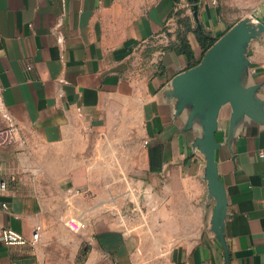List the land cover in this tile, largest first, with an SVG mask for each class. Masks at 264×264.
<instances>
[{
  "label": "crops",
  "instance_id": "1",
  "mask_svg": "<svg viewBox=\"0 0 264 264\" xmlns=\"http://www.w3.org/2000/svg\"><path fill=\"white\" fill-rule=\"evenodd\" d=\"M251 15L259 24L264 0H0V129L16 126L0 147V232L27 241L0 233V264H225L200 128L164 90L200 63L196 29L217 40ZM248 59L264 101V32ZM230 113L215 133L229 262L264 264V124L244 116L230 134Z\"/></svg>",
  "mask_w": 264,
  "mask_h": 264
},
{
  "label": "water",
  "instance_id": "2",
  "mask_svg": "<svg viewBox=\"0 0 264 264\" xmlns=\"http://www.w3.org/2000/svg\"><path fill=\"white\" fill-rule=\"evenodd\" d=\"M197 8L195 3L194 9ZM194 16L197 19L196 11ZM258 23L253 21L252 15L239 20L205 51L198 65L176 75L164 90L166 101L173 105L174 115L185 114V129L196 125L200 128L192 147L205 159L207 199L214 200L210 225L223 248L225 264H230L224 233L227 197L215 161V150L219 146L215 133L224 105L231 108L230 134L244 116L264 124V101L256 96L259 86L245 84L250 63L249 45L264 32V18Z\"/></svg>",
  "mask_w": 264,
  "mask_h": 264
},
{
  "label": "built area",
  "instance_id": "3",
  "mask_svg": "<svg viewBox=\"0 0 264 264\" xmlns=\"http://www.w3.org/2000/svg\"><path fill=\"white\" fill-rule=\"evenodd\" d=\"M213 3H216V0H212ZM30 68V66H28ZM15 134H16V126L12 122L8 126H6L3 129H0V147L10 145L14 143L15 141ZM7 184L4 180L0 179V192H3L6 190ZM67 194L69 196H76L85 193L84 190L81 189H74V188H68ZM1 236L2 239L6 244H25L27 241L17 232L13 231L9 228H3L1 230ZM40 238V227L36 226L32 233V239L30 240L31 244H36Z\"/></svg>",
  "mask_w": 264,
  "mask_h": 264
},
{
  "label": "trees",
  "instance_id": "4",
  "mask_svg": "<svg viewBox=\"0 0 264 264\" xmlns=\"http://www.w3.org/2000/svg\"><path fill=\"white\" fill-rule=\"evenodd\" d=\"M181 23L182 26L184 27V31L178 32V36H177L179 43L178 51L184 54L185 57L188 59V61H191L193 59V51L186 37V32L190 31L192 28L189 19L186 17L182 19ZM195 32L203 52H205L216 41V39L210 38L209 35L203 29H196ZM192 65L194 64L190 62V66Z\"/></svg>",
  "mask_w": 264,
  "mask_h": 264
},
{
  "label": "rangeland",
  "instance_id": "5",
  "mask_svg": "<svg viewBox=\"0 0 264 264\" xmlns=\"http://www.w3.org/2000/svg\"><path fill=\"white\" fill-rule=\"evenodd\" d=\"M246 17H247V16H246ZM72 203H73V201H72ZM125 205H126V204H125V202H124V206H125ZM130 205H131V206H133V205H135V206L139 205V204H138V201H137V198H135L134 202H133V200H131V201H130Z\"/></svg>",
  "mask_w": 264,
  "mask_h": 264
}]
</instances>
